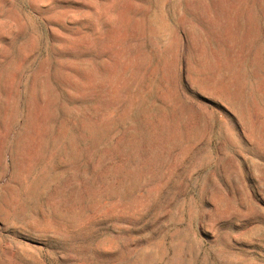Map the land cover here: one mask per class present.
<instances>
[{"label":"rangeland","instance_id":"374dc122","mask_svg":"<svg viewBox=\"0 0 264 264\" xmlns=\"http://www.w3.org/2000/svg\"><path fill=\"white\" fill-rule=\"evenodd\" d=\"M0 264H264V0H0Z\"/></svg>","mask_w":264,"mask_h":264}]
</instances>
